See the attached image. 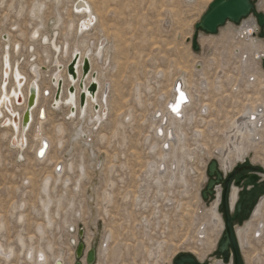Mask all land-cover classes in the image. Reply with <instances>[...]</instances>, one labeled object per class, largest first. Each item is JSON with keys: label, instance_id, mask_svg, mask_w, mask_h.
<instances>
[{"label": "rangeland", "instance_id": "obj_1", "mask_svg": "<svg viewBox=\"0 0 264 264\" xmlns=\"http://www.w3.org/2000/svg\"><path fill=\"white\" fill-rule=\"evenodd\" d=\"M32 1L26 0L22 4L23 11L18 15L20 8L18 0L14 2L0 0V45L1 42L5 44V41L10 39L8 30L13 31V35L17 38L16 30L19 27L26 34L29 33L30 29L27 26L30 18L27 12ZM44 1L47 2V8L43 13V21L48 23L47 30L50 34L55 2ZM88 1L98 15L96 25L89 31L90 37L94 38L93 42L96 43L95 38L99 39L102 33L105 37H100V40L106 38L112 48L108 59L102 57L97 60L93 71L96 73V78L101 72V82L108 83L110 91L107 104L108 108H111V113L107 110L105 123L102 122V126L99 124L92 130L91 122L86 121L85 116H74L70 119L66 116L68 109L65 114L64 107L54 111L49 108L50 104H47L45 109L49 108L52 112L50 118L45 120L43 129L54 146L50 150L51 160L43 163H37L36 157L32 155V140L29 149H25L21 157L16 156V151L9 146L8 138H4L7 128L3 129V125L0 124V225H2L0 242L13 246L17 251L18 235L25 237L27 243H29L28 237L33 236V244L38 249L39 247L45 249L46 244H52L55 249L61 246L67 261L72 260L74 264L75 245H72L71 241L75 239L79 242L85 239V234L91 237L94 234L92 242H95L97 248L102 240L104 228L107 227L108 238L111 240L109 252L113 251L115 246H119V258L116 264H171L177 255L196 249L197 229L208 219L207 211L213 203V200H202L200 195L207 181V164L214 160L213 150L223 145L225 132L233 120L242 113L246 104L253 105L255 99H260V103L264 100V89L259 88L258 83L248 85L247 79V75H251L257 82L264 81V70L261 64L258 67L254 63L253 57L247 64L250 70L248 69L243 76L240 74L241 54H244V51L235 50L238 44L233 42V35L224 27H229L227 24H231L239 28L241 25L238 27L228 22L219 28L215 35L199 32V48L196 51L191 48L193 25L198 22L211 0H195L189 6H186L182 0ZM254 1L255 10L264 13V0L262 6H259L261 0ZM68 5L62 2L57 8L65 14V22L66 17L73 16ZM10 24H18V28L10 29ZM23 38H18L22 47L14 58L20 57V69L26 70L25 62L30 54L34 56L30 57L29 61L38 60L40 64L44 55L40 53V47L43 45L37 42L27 51L26 45L31 42L25 43L26 38ZM252 38L263 43L262 47H264V39L261 40L256 36ZM238 39L244 40L241 37ZM62 41L63 37L58 31L57 45L60 46ZM36 51L39 53L37 54ZM1 52L0 48V61ZM65 61L60 64L62 68ZM209 62H211L210 66H208ZM195 64L204 66L202 74L195 71ZM44 65L47 66V62ZM44 65H42L43 69ZM53 69V64H50L49 69L45 70L51 72ZM155 71H159L158 75ZM181 77L189 81L192 94L199 96L189 109L195 121L190 126H183L186 134L183 141L185 151H176V157L182 154L185 158H180L189 165H184L186 168L184 178L187 183L184 184L179 176L175 183L169 186L168 173L163 172L165 166L169 165L170 158L159 167L160 170L163 169L161 171L165 178L161 176L162 182L157 188L155 175L147 173L148 162L156 161L159 153L158 147L155 151L149 148L152 140L155 146L160 145L153 135L154 126L151 125L149 116L155 109L162 111L164 100L170 94L169 87L175 78L183 83ZM201 81L207 84L204 93H201L199 88ZM47 85L46 77L43 87ZM136 86L139 87L141 103H137L134 98ZM216 86L220 87L218 91L215 90ZM203 104L208 107L205 114L200 112ZM129 112L132 117L129 120L128 117L124 119L123 116ZM160 113L158 111V114ZM72 121L74 124L71 123ZM119 122L123 124L120 126L121 129L118 126ZM57 123L64 124L66 129L61 148L56 144L59 138L53 133ZM210 127L213 131H210ZM78 129L82 135L78 140H74L70 136L73 130ZM195 130L201 131V137L194 135ZM263 139L264 133L256 147L259 158L253 159V153L243 161L251 162L252 166L264 176ZM76 141L79 144H75ZM202 149L204 152L201 151ZM56 160L63 161L62 165L69 160L73 167L70 171L64 172L62 177V179L68 177L70 182L63 184L61 180L58 183L52 182L49 186L51 189L49 188L48 196L51 205L47 215L52 223L50 228L47 226L42 208V201H45L46 197L41 193L40 183L45 176L53 175L52 167ZM243 161L236 163L231 170ZM76 181L79 182L77 191H75ZM106 192L110 193L111 197L109 203L105 205ZM136 199H140L143 207L135 203ZM22 202L25 204L19 205ZM13 204L22 205L21 210L18 208L12 210ZM19 211H22L25 219L22 222L17 220ZM143 218L148 222L147 231L140 222ZM37 223L43 224L46 229L41 237L35 231ZM67 224H71L69 225L72 226L71 230L66 231ZM79 230L83 231L80 240L77 234ZM209 236L210 239L207 240L204 248L205 255L213 252L218 240L214 235ZM251 239L253 242H258ZM253 242L251 256H260L263 259L264 243L260 242L263 245L261 252L254 247ZM260 244L257 243L259 248ZM105 246L106 244L103 245ZM19 261H23L22 258ZM19 261L13 259L11 264H21ZM1 262L3 261L0 258V264Z\"/></svg>", "mask_w": 264, "mask_h": 264}, {"label": "bare ground", "instance_id": "obj_2", "mask_svg": "<svg viewBox=\"0 0 264 264\" xmlns=\"http://www.w3.org/2000/svg\"><path fill=\"white\" fill-rule=\"evenodd\" d=\"M18 1L20 2L19 3L20 8L17 13L18 15H20L21 12L23 11L22 4L26 0H18ZM53 1L55 2V8H54L53 23L51 26L52 32L50 34L48 33V30H47L48 23H45L43 21V13H44L45 8H47V4H46L47 2H45L44 0H33L32 1L31 7L29 11L27 12V16L30 18V22L27 26L30 29L28 34H26L22 30V28L19 27L20 28L19 29L17 26L18 24H10L9 26L10 29L12 27H15V30L16 28H18L16 30V32L18 33L17 34L18 38L24 37L26 38L25 43L27 41L31 42L30 44L26 45L27 51H29L30 46L33 47V44L36 42L38 44L41 43L43 45V47H40L41 49L40 53L44 55L42 58L43 60L41 64L39 63L38 60L37 62H34V60L33 62H30L29 58L34 56L30 54L28 56L27 62H25L26 70L20 69V66H19L20 57L14 58V56L19 53V51L21 50L22 44L20 40L15 35H13V31H10V30L7 31V34L10 39L6 40L5 44L1 42V45H0V48L2 50L1 52L2 59L0 61V124L3 125L2 127L3 129L7 128L5 129L7 133H5L6 136L4 135V138H8L9 146L11 147V149L16 151V156H19V157L22 156V152L25 149H29V146L32 140V149H31L33 150L32 155L33 157H36L37 163H43V162H47L51 160L50 150L52 149L54 144L51 138L45 134V131L43 129L45 120L47 121L50 118L49 115L52 112L50 111V109L54 111H59L62 107H64L66 109L64 113L66 114L67 109H68L66 116H69L70 119L73 118L74 116H81V117L85 116V120L88 122L89 121L91 122L90 126H92V130H94L96 126H98L99 124L101 125L102 122H104L105 120L104 118L107 115V110H109L108 113L109 112L111 113V108H108V104H107L108 92L110 90H109L108 83L103 84L101 82V78H102L101 72L99 73V76H97L96 78V81L98 83L97 93L95 95L91 94L90 96V94H88L86 91L87 87L91 84V81H92V72L95 71L94 64L97 62V60L99 61L102 57L105 59H108L109 52L112 49L111 45L108 44V41L106 38H105V42H103L102 45H100V37H105L103 36L102 33L100 34L99 39L95 38L96 43L93 42L94 38L90 37L91 33L89 31H91L97 23V18H98L97 11H95L94 7L91 5V3L88 0H81L84 2V4L79 3L78 5H77V2L79 0H53ZM194 1L195 0H182V2L186 6L192 5ZM262 1L263 0L259 2V6H262ZM62 2H65L67 5L69 4L67 7H69V10L70 11L72 10V13H73V16H71L70 18L66 17V22L64 21L65 14L57 9L58 6L61 5ZM249 22H251V20H249ZM165 24L167 25V23ZM227 25H229V27H224V28L227 29L228 33H231L233 35L232 37L233 42L238 44L235 47V50H237V52L238 51L242 52V50L244 51L243 52L244 54H241L240 68H239V72L243 76L245 72L248 71V69L250 70V68L247 67V64H249L248 62L250 59L252 60V58L254 57L255 60L253 59V61L258 67H259V64L257 63L256 60H259L261 62V59H264V47H262L263 43L261 44V42H259L257 39H254L251 37L252 30L248 31L246 28L247 26H249L248 21H243L241 26L240 27L238 26L239 28L234 27V25L232 26L231 24H227ZM58 31H60V34L63 37V41L60 46H58L56 43V35L58 34ZM46 36L49 38H47ZM239 37L244 38V40L238 39ZM239 45H241V47ZM32 49L30 51H32ZM75 52H79V55H80V58L76 64V71H77L78 77H80L81 75L83 58L85 57L86 52H91V55H89L90 73L87 75L83 83V88H84V91L86 92L85 107L81 110L79 108V96H80L81 89L78 86V81H74V80L70 81L68 74H67V66L71 62ZM36 53L38 54L39 52L36 51ZM63 60H66V61L64 63L62 70H60V64L61 62H63ZM45 62H47V66L44 65ZM50 64L51 65L53 64L54 69L51 72H48L45 69H49ZM42 65L45 66L44 69ZM210 65H211V62L208 63V66ZM199 67L200 69H197ZM203 68H204L203 65L201 66H198L196 64L194 65L195 71L201 74H202ZM155 72H156L155 74L158 75L159 71H155ZM46 77L48 78V85L43 87V82ZM19 78H22L23 80L18 81ZM60 78H62L64 81L62 95L59 97L58 100H55L54 94H55L56 86L58 85V80ZM181 78L183 81L181 90L184 92L185 96L188 99V102L182 105L181 110L179 112L181 118H178L176 114H173L171 111L167 109L168 104L174 103L175 98H176V92L174 91V86H175L176 80H178L177 78H175V80L173 81V84L169 87L170 94L168 98L164 100L162 111L155 109L153 113H151V115L149 116L151 125L154 126V128L152 129L154 132L153 135L155 136V139L160 142V145L155 146L156 144L153 143V140H152V144L150 145L149 148L155 151L156 147H158L159 153L157 154L158 159L156 161L148 162L147 173L155 175V178H156L155 182H156L157 188L159 187V184H161L162 182L161 176L165 178L163 173L165 174L168 173L169 186H172V184L175 183V181L177 180V177L179 176L181 177V180L183 181L184 184L187 183L184 178V173L186 170L184 165L186 166H189V165H187L185 160L183 161L185 157H183L182 154L176 157V151H179V150L185 151V149H183L184 148L183 141H184L186 134H185V129H183V126L184 125L190 126L195 121V117H193V115L189 113V109L193 105L194 101L199 96L193 95L189 88V81L185 77H181ZM254 78H255L254 76L251 77V75H247V79L249 80L248 85H253L254 83H258L259 88L264 89V81L257 82L255 78V81L253 82ZM4 79L5 81H3ZM9 79H10V82H9ZM49 79H50V84H49ZM31 83L35 84V87H34L36 90L35 91V102H34V106H32V108H29L30 109L29 122L27 123V125H25V127H23V124H25L28 120V116L27 114H25V111L28 109V106L32 104V99H33V96L30 94ZM72 84L74 86L75 92L74 94H69L68 87ZM106 86L108 87L107 89L108 91H105ZM138 86H136L134 89V98L137 103H141L140 102V91H139ZM199 88H200L201 93L202 92L204 93L207 90V84H205L204 81H201ZM219 88H220L219 86H216L215 90L218 91ZM45 90L48 91L47 95H44ZM17 100L18 102H20L19 104H17L16 102ZM179 101H178V104H179ZM95 103L99 106L98 111L94 110ZM47 104L48 105L50 104L49 106L50 109L48 108V110L45 109ZM72 107L75 110H73V112L71 113L70 109ZM41 108L43 109V112H44L42 118L39 117V112ZM206 108H208L207 105L203 104L200 108V112L202 114H205L207 112ZM103 109H106L105 114H103ZM171 109L173 111L172 107ZM158 111H160L161 113L158 114ZM173 112H176V111H173ZM16 115L18 117L17 122L13 123V116H16ZM157 115L160 116L159 119H157L158 118ZM250 115H253L252 120L250 118ZM202 116L204 117V115ZM125 117H128V120H129L130 117H132V115L129 112L128 114L123 116L124 119ZM199 120H204V119L199 118ZM71 123H73V121ZM76 125L77 123L75 124V127ZM118 126L119 127L123 126L122 122H119ZM158 128L161 130V133L159 135L156 134L157 133L156 130ZM119 129H121V127ZM210 131H213L211 127H210ZM53 133H55L56 138H59V141L56 144H59V147L61 148L62 143H63L62 142L63 135L66 134V129H65L64 124L62 123L55 124ZM262 133H264V100H262V102L260 103V99L259 100L255 99L253 100V105L247 103L242 113L233 120V123L231 125H229V129L224 134L225 139L223 141V145H220L219 147L213 150V154L215 155L214 160H217L220 166V169L224 173H227L228 171L232 169V167L236 163L242 162L249 155L251 154L253 155V153H254L253 159L259 158V154L257 153L256 147L258 146V143H260L262 139ZM81 135H82L81 131L78 129V130H73V133L70 137H73L74 140H78L81 137ZM194 135L201 137V131L195 130ZM12 138H13V142H11ZM77 143L79 144L78 141H76L75 144ZM262 143L264 147V139ZM44 144L47 146L45 152L41 155H37L38 151L44 147ZM164 145L166 147H169V149L164 148ZM203 147L205 149V146ZM204 149H202L201 151L204 152L203 151ZM24 157L27 160L26 155ZM180 157H182L183 159ZM170 158L171 160H170L169 165L165 166L166 169L162 173L161 170L163 169L160 170L159 168L160 165L165 164ZM62 162L60 160H56L55 162H53L54 163L52 167L53 175L45 176L41 180V183H40L41 193H43L44 196L46 197V200L42 201L43 203L42 208L45 214V219H46V223L48 227L52 226V223L49 220V217L47 215L49 206L51 205V200L48 196V192L50 188L49 186L52 182L58 183L61 180L63 184L65 182H68L69 181L68 177L62 179L63 173L68 170L70 171L73 167L72 163L69 162V160H67L64 165H62ZM57 166H61L60 171L56 170ZM81 176L83 175L81 174ZM77 190H79V182H77L76 184L75 191ZM235 191L236 190H233L231 194V199H232L231 205L233 204V201L235 200V196L237 192ZM105 196L107 197V199L104 202L106 205L110 201L111 194L106 192ZM218 197L212 203L211 208L207 211L208 219H206L205 223H202L204 225L201 224L202 226L197 229L198 232L196 233V244H195L196 249L188 251L193 256H195L199 261L203 260V258L206 256L204 248L207 245L206 244L207 240L210 239L209 235H214V237H216L217 239V237H219V234L221 233L223 229L222 219L217 212V207L219 203ZM135 203H137L138 205L140 204L143 207V204L140 203V199H136ZM20 204H23V202L19 203V205ZM19 205L13 204L11 209L15 210L16 208H18L21 210L22 205L21 206ZM263 208H264V201L261 203V207H258L256 209L255 216L257 215L263 216L264 214ZM21 212L22 211H19L17 215V220L19 222H22L23 220H25L23 219V214ZM144 218L143 220L141 219L140 222L143 225L144 229L147 231L149 229V226H148V222L144 220ZM71 224H67V226H65L66 231H68L69 229L70 230L72 229V226H69ZM250 226H251V222H249L241 231L238 232L239 238L242 239V245H244L243 238L245 239ZM1 228H2V225H0V229ZM44 230L46 229L43 227V224L37 223L35 227V231L39 234L40 237L44 234L45 232ZM261 232H264V229H262ZM108 233L109 231H107V227L104 228L102 240H100L99 242L100 244H98V247H97L98 248L97 264H101V263L116 264L118 261L119 246H115L113 251L109 252V243L111 240L108 238ZM93 235L91 237V235L89 236L88 234H85V239H84L85 247H86L85 250H88V248H90L92 240H93ZM254 238L256 239L255 236ZM28 240H29V243L26 242L25 237H23L22 235H18L17 236V246H18L17 251L14 249L13 246H8L0 242V258L3 261L1 262V264L2 263L11 264L13 259H18L19 261L20 258H22L23 260V261H19L21 264H50V263L55 264L56 262L63 264V260L65 264L73 263L72 260L67 261L64 250L62 249L61 246L58 247V249L57 248L55 249V247L52 244H46L45 249H41V247H39L38 249L33 244V240H34L33 236L28 237ZM71 244L75 245L76 247L77 241L73 239L71 241ZM105 244L106 246L103 247V245ZM159 245L160 243L158 244V246ZM244 248L245 246H243V251H244ZM53 250H55L54 253H53ZM69 250L71 249L69 248ZM188 252H185V253H188ZM150 256H152V253H150ZM244 257H245L247 264L252 263V260L250 256L248 255V253L245 252Z\"/></svg>", "mask_w": 264, "mask_h": 264}, {"label": "water", "instance_id": "obj_3", "mask_svg": "<svg viewBox=\"0 0 264 264\" xmlns=\"http://www.w3.org/2000/svg\"><path fill=\"white\" fill-rule=\"evenodd\" d=\"M79 3L84 4L83 1L79 0L77 2V5ZM250 15H255L258 21L259 26L264 25V14L263 13H257L255 12V1L254 0H212L208 6L205 12L199 17L198 22H196L193 25V35L191 40V48L196 51L199 48L198 39H199V32L203 34L208 35H215L218 32V29L223 27L226 23H232V24H239L243 19L249 17ZM105 42V39L100 40V45ZM89 55H91V52H86L85 57L83 58L82 63V69H81V75L78 77L77 71H76V64L80 58L79 52H75L73 55V58L71 62L67 66V74L69 77V80L72 81H78V86L81 89L80 96H79V108L80 110L85 107V96L86 92L83 88V83L87 77V75L90 73V60ZM261 66L264 69V59H261ZM60 70H62V67L60 66ZM23 80L22 78H19L18 81ZM5 81V79L3 80ZM64 86V81L62 78L58 80V85L56 86L55 90V100H58L59 97L62 95V89ZM35 84L31 83L30 85V94L33 96L32 104L28 106L29 108H32L34 106L35 102ZM182 88V82L181 80H178L175 83L174 91L176 92V98L174 103H170L167 106V109L171 111L173 114H176L178 118H181L179 112L181 110L182 105L188 102L187 97L185 96L184 92L181 90ZM108 87L106 86L105 91ZM87 93L92 95H95L98 91V83L96 81V73L92 72V81L91 84L87 87ZM74 86L73 84L68 87V93L74 94ZM106 93V92H105ZM104 93V95H105ZM48 91H44V95H47ZM183 94L184 99H181V95ZM180 100V101H179ZM179 101V104H178ZM17 104L18 100L16 101ZM171 107H176L177 111L173 112ZM25 111V114L28 116V120L25 124H23V127L27 125L30 119V109ZM75 110L73 107L70 109L71 113ZM94 110L98 111V105L95 103ZM43 109H40L39 117H43ZM106 113V109H103V114ZM159 116V115H157ZM17 115L13 116V123L17 122ZM164 122V121H163ZM11 142H13V138L11 139ZM47 146L44 144V147L38 151L37 155L43 154L46 150ZM57 171L61 170V166H57ZM207 172V184L205 186V189L200 192L202 200H207L209 196H212L213 194V187L214 185L218 184L219 182L223 185V192H222V202L220 209L223 211L224 216V224H225V231L222 235L221 241L218 246V251L221 253L224 257L227 256L228 247L233 250L235 258H236V264L239 263V253L237 246L234 241V236L230 224V218L227 210V199H228V191H229V185L231 182V179L236 174L228 173L227 177L222 173V171L219 169L218 164L215 160H211L207 164L206 168ZM225 177V178H224ZM239 210V207L237 208ZM79 240L83 237V231L79 230L78 232ZM85 241L81 240L77 242L75 247V262L74 264H83V259L85 261L84 264H94L95 262V256H96V245L95 242H92L89 250L85 254ZM197 258L193 256L191 253H181L177 255L173 259V264H197ZM55 264H60L59 262Z\"/></svg>", "mask_w": 264, "mask_h": 264}, {"label": "flooded vegetation", "instance_id": "obj_4", "mask_svg": "<svg viewBox=\"0 0 264 264\" xmlns=\"http://www.w3.org/2000/svg\"><path fill=\"white\" fill-rule=\"evenodd\" d=\"M255 12L261 13V11H256V10ZM244 20L248 21V24H249V26L246 27L247 30L248 31L252 30L251 37L256 36L261 40L264 39V25L262 27L258 25V21L255 15H250L249 17L243 19L239 24H236L235 26L241 25ZM249 20H251V22H249ZM257 63L260 66L259 60H257ZM252 165L253 164L251 162L243 161V163H239L235 168H233V170H231L230 172L228 171L229 173H233V172L236 173L231 179V182L229 185L227 210H228V214L230 218V224H231V228H232V232L234 236V241L237 246L238 253H239L240 259H239L238 264H247L245 257H244L245 252L248 253V255L250 256L252 260V264H264V257L262 259L260 258V256H258L260 258L259 259L258 257H255V256L253 257V255L251 256V249H252L251 243L253 242L251 238H253L254 240H257L258 244H260V242H262V244L264 243V232H261V230L264 229V217L262 215L255 216L256 209L258 207H261V203L264 201V176L261 175L260 171H258ZM225 177H227V175ZM207 181H208V178H207ZM207 181H206V184H207ZM212 190H213L212 196H209L208 199L205 201L213 200L214 202L218 196L220 197V198L218 197L219 203L217 207V212L222 219L223 229L221 233L219 234L218 240L215 244L216 248L213 250V252L208 253L203 258V260L199 261L198 259H196L197 264H236V258L230 246L228 247L226 257H224L218 251L219 243L225 231L223 211L222 209H220L221 202H222V192H223L222 183L219 182L218 184L214 185ZM233 190L237 191V192L235 191L237 198L235 196V200L233 201L234 205L233 204L231 205L232 203L231 194ZM238 207H239V210H237ZM249 222H251V226L247 232L245 239L243 238L244 245H242V239L239 238L238 232L241 231ZM253 235L256 237V239L254 238ZM253 243H254V247L257 248L258 250L259 249L261 250V248L263 247L262 244H260V248H259L256 242H253ZM243 246H245L246 248V249L244 248V251H243ZM261 252L263 251L261 250ZM97 256H98V248H96V256H95L94 264H97V259H98ZM172 262L171 264H173ZM63 264H65L64 260H63Z\"/></svg>", "mask_w": 264, "mask_h": 264}, {"label": "built area", "instance_id": "obj_5", "mask_svg": "<svg viewBox=\"0 0 264 264\" xmlns=\"http://www.w3.org/2000/svg\"><path fill=\"white\" fill-rule=\"evenodd\" d=\"M261 64V63H260ZM253 115H250V118H251V120L253 119V117H252ZM157 131V135H159L158 134V131H161L159 128L156 130ZM164 148H166L167 149V147L164 145ZM216 162H217V160H215ZM217 164H218V162H217ZM218 167H219V169H220V166H219V164H218ZM221 170V169H220ZM222 171V170H221ZM231 171V170H230ZM229 171V172H230ZM229 172H227V173H224L223 171H222V173L226 176ZM216 193H217V191H216ZM88 250H89V248H88ZM88 250H85V254H86V252L88 251ZM183 253H185V252H183ZM188 253H190V252H188ZM85 263V261H83V264Z\"/></svg>", "mask_w": 264, "mask_h": 264}, {"label": "snow or ice", "instance_id": "obj_6", "mask_svg": "<svg viewBox=\"0 0 264 264\" xmlns=\"http://www.w3.org/2000/svg\"><path fill=\"white\" fill-rule=\"evenodd\" d=\"M181 99L183 100L184 99V96L183 94L181 95ZM173 111H177V108L176 107H173ZM42 154V153H41ZM42 258V257H41Z\"/></svg>", "mask_w": 264, "mask_h": 264}]
</instances>
